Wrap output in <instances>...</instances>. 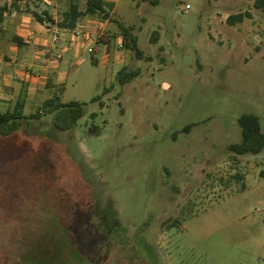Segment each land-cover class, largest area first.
<instances>
[{
    "label": "rangeland",
    "instance_id": "1",
    "mask_svg": "<svg viewBox=\"0 0 264 264\" xmlns=\"http://www.w3.org/2000/svg\"><path fill=\"white\" fill-rule=\"evenodd\" d=\"M40 1L30 11L43 14ZM104 1L77 28L110 43L64 45L53 32L8 68L40 84L15 93L1 80L14 96L0 111L21 100L30 116L54 99L86 115L68 131L44 115L0 134V264H264V150L229 149L243 140L241 115L264 128L263 11L249 0ZM238 13L253 19L230 25ZM124 69L139 75L123 84Z\"/></svg>",
    "mask_w": 264,
    "mask_h": 264
},
{
    "label": "trees",
    "instance_id": "2",
    "mask_svg": "<svg viewBox=\"0 0 264 264\" xmlns=\"http://www.w3.org/2000/svg\"><path fill=\"white\" fill-rule=\"evenodd\" d=\"M252 1L254 7L263 11L264 16V0H249ZM107 4L104 0H87V7L85 11L80 10L78 0H70V10L65 14L64 22L59 26L62 28H76V21L83 15H95L97 13H106ZM3 9L0 11V21L3 16ZM38 20L44 22L45 19L41 15L37 14ZM250 17L249 13H238L231 15L228 18L230 25H236L237 23L244 22L245 18ZM124 30L126 37L129 38L130 43L128 46L134 49L139 58H142V52L138 46L137 38H134L124 26H121ZM107 41L110 43V39H99L98 43ZM139 75V72H128L124 69L119 74V79L123 84L133 80ZM44 115H53L54 126L61 131H68L74 129L79 120L86 115V108L83 103L74 101L70 103H62L54 99L46 101L43 107L39 108L36 113L26 116L24 114V104L20 100L17 102L13 110L0 111V134L2 136H9L16 133L23 128L26 124H30L33 120H40ZM238 123L242 129L243 140L240 143H232L229 145V149L238 154H260L264 150V128L260 118L253 113L243 114L238 118ZM193 125H188L184 131H190Z\"/></svg>",
    "mask_w": 264,
    "mask_h": 264
},
{
    "label": "crops",
    "instance_id": "3",
    "mask_svg": "<svg viewBox=\"0 0 264 264\" xmlns=\"http://www.w3.org/2000/svg\"><path fill=\"white\" fill-rule=\"evenodd\" d=\"M35 1H37V5L41 3L40 0ZM63 1L64 0L43 1V3L45 2L46 6L42 11L43 14H41V17H43L45 21L40 22L37 17L38 13L34 9L33 11H30V6L32 5L31 0H0V11L1 9L4 10L2 19L0 21V39H2L3 36H5L8 32L13 33L10 49L8 51H0V67L2 68V71L0 73L4 76V78H0V84L2 80V84L6 86V88L9 87V90H11V92L16 93L20 90V92L22 93L23 86L29 84V81H32V83L33 81H35L40 84V79L31 76L27 67L25 72L24 70L22 71V66L25 63L21 64L22 68L19 73L11 76L10 70L8 69L10 68L9 65L14 63L15 56L19 54L21 49H23L24 51L23 59H25L26 61L27 57L33 52L30 47L32 43L38 44L39 46H50V39L53 38V32H59V34H62L61 43H64V45L67 43L68 38L71 37V31H73V29L75 28L70 29L62 28L59 26L60 23L64 22L65 14L70 10V0H65L68 10H65L66 8L64 9L65 6L64 3H62ZM87 16L88 15H83L77 19L76 28L77 24H80L83 20L86 19ZM230 16L227 15L226 18H229ZM108 21L109 20H107L104 25H106ZM245 21L246 20H244V22ZM244 22H242V24ZM49 25H52L54 28L50 29ZM15 42H17V45ZM3 62H6L8 67H5L3 65ZM47 68L48 67L46 66V69ZM2 89L3 88L1 87L0 94H2L1 91H4ZM26 91L34 92L36 90H34V88H29ZM8 96L9 95L7 94V91H5L4 94L0 96V102H8L14 95H12L10 98Z\"/></svg>",
    "mask_w": 264,
    "mask_h": 264
},
{
    "label": "built area",
    "instance_id": "4",
    "mask_svg": "<svg viewBox=\"0 0 264 264\" xmlns=\"http://www.w3.org/2000/svg\"><path fill=\"white\" fill-rule=\"evenodd\" d=\"M185 12H188V10H185ZM72 35L77 37V36H84L86 39L94 41V42H98L100 38V33L95 32V31H90L87 29H79V28H75L72 31ZM121 47H123V45H121ZM90 52L91 53H95V49L90 48Z\"/></svg>",
    "mask_w": 264,
    "mask_h": 264
}]
</instances>
